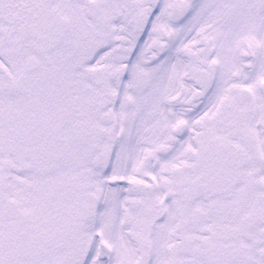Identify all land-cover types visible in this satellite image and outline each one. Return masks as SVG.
I'll list each match as a JSON object with an SVG mask.
<instances>
[{
  "label": "snow or ice",
  "instance_id": "snow-or-ice-1",
  "mask_svg": "<svg viewBox=\"0 0 264 264\" xmlns=\"http://www.w3.org/2000/svg\"><path fill=\"white\" fill-rule=\"evenodd\" d=\"M0 264H264V0H0Z\"/></svg>",
  "mask_w": 264,
  "mask_h": 264
}]
</instances>
